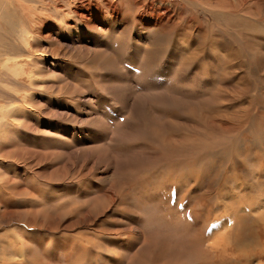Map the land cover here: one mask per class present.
I'll return each mask as SVG.
<instances>
[{"label": "rangeland", "instance_id": "374dc122", "mask_svg": "<svg viewBox=\"0 0 264 264\" xmlns=\"http://www.w3.org/2000/svg\"><path fill=\"white\" fill-rule=\"evenodd\" d=\"M47 2L60 30L0 96V264L264 262V0L184 14L211 23L198 56L197 29L153 52L158 28L89 33ZM234 7L255 19L245 44ZM236 41L249 73L240 51L226 68Z\"/></svg>", "mask_w": 264, "mask_h": 264}, {"label": "bare ground", "instance_id": "6f19581e", "mask_svg": "<svg viewBox=\"0 0 264 264\" xmlns=\"http://www.w3.org/2000/svg\"><path fill=\"white\" fill-rule=\"evenodd\" d=\"M66 1L68 5L71 4L72 6L64 12V15L68 17H74L78 21L77 27L72 28L84 29L89 33L99 30V27H144L154 29L158 28L160 33L157 35L156 41L151 43V50L153 52H157L160 46H164L165 48V42H173V36L175 34L178 35L180 32H183V37L186 38L188 36H191L193 31L197 29L198 31L196 33V36L198 37L199 41L197 42V44L194 45V49L192 50L193 52H195L196 56L204 52L208 47L210 49V46H213L211 45V43L209 44V27H211V23L204 27L202 23L199 24L198 16L192 17L187 14L186 17H184V14L188 13V11L190 12L192 8H200L205 10L203 11L204 13L208 12L212 7H210V5H206L203 0H176V2H172L169 0ZM235 1L236 0H230L231 3H235ZM180 2H183L184 6L180 5ZM47 4V0H0V23L7 16L6 20L2 24L3 31L0 32L1 98L3 88L6 85L5 82L7 80L9 81L15 76H26L27 78H30V76L32 75L31 70L28 71V73H25L24 69L26 68V65H29L33 62V58L36 56L35 53L40 51L38 47H40L41 41H34V37L36 35L45 34L44 37L49 38L51 37V35L55 34L54 31L60 30L55 27L56 24H54L50 16H47L41 12V7L43 5L46 6ZM220 13H227L228 15L233 16L234 22H238L239 26H243L240 31V27L236 29V32L239 34V41L245 44L244 41L252 35L251 32L254 29L253 27L255 19L249 15L246 16V14L235 11V7L233 8L232 12L220 11ZM33 24H36L38 27H33ZM197 27L204 28L199 29ZM255 30L264 33V28H259ZM230 32L232 33V31ZM239 41H236L235 43L239 47H234L231 53H227L223 50L222 51L224 57L229 59L226 68L232 70L233 68H235V66L231 63V60L234 63L238 62V57L236 56V54H239L240 51L245 56L242 57L245 58L246 61H242L247 67H237V70L242 74L252 70L250 66L254 62L253 60H251L254 54L252 53L249 47L241 48L242 46ZM174 44L175 41L173 42L172 47ZM32 45H36L38 47L35 46L36 49H34L31 47ZM218 49L219 48H217L216 51ZM187 57L188 55L186 56V58ZM184 65L185 64H182L181 66ZM5 95L7 96L6 93ZM12 102L13 100L10 99L6 102L5 105H0V115H2L3 118L2 120H0V131L7 126V118H9L12 112L15 110L14 108H11ZM233 135L235 136V134ZM252 207L253 206H250L249 209L251 210ZM262 211V203L254 206L252 209V212L255 213L257 218H263L264 212ZM222 243V240H218L211 245V248L215 249L218 248L220 245L224 247ZM258 264H264V262L259 261Z\"/></svg>", "mask_w": 264, "mask_h": 264}]
</instances>
